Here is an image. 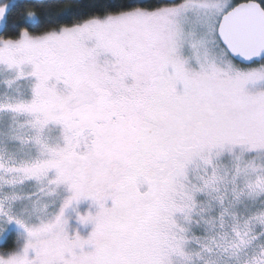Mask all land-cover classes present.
Listing matches in <instances>:
<instances>
[{
  "label": "snow or ice",
  "instance_id": "obj_1",
  "mask_svg": "<svg viewBox=\"0 0 264 264\" xmlns=\"http://www.w3.org/2000/svg\"><path fill=\"white\" fill-rule=\"evenodd\" d=\"M11 3L0 264H264V0Z\"/></svg>",
  "mask_w": 264,
  "mask_h": 264
},
{
  "label": "trees",
  "instance_id": "obj_2",
  "mask_svg": "<svg viewBox=\"0 0 264 264\" xmlns=\"http://www.w3.org/2000/svg\"><path fill=\"white\" fill-rule=\"evenodd\" d=\"M118 2V0H117ZM146 2L148 3H156L159 2V0H146ZM33 3H36L37 6H43V5H51L49 12L46 14L44 13L43 8H40V14L41 16L44 15H48L50 18L54 17L58 11V6L60 3H63V0H33ZM73 3L77 6L75 8L72 9L71 12L66 13L63 16L58 17L57 19H59L61 22H70L71 21V17L73 15V13H75L77 15V17L81 16V15H87L88 12H90L92 10L91 8V0H73ZM21 15H23L24 20L21 21V24L26 23V21H29V17L27 16V9H24L23 12L21 13ZM17 13L15 10V7L11 4L10 5V11L6 17L5 22H3V24L5 25V28H1L0 31L6 30V28L8 26H11L13 24V22L17 19ZM15 27L12 28V33L14 34L15 32ZM15 235L10 233L7 236V239L3 242V244L0 245V247H10L12 246V244L15 241Z\"/></svg>",
  "mask_w": 264,
  "mask_h": 264
},
{
  "label": "rangeland",
  "instance_id": "obj_3",
  "mask_svg": "<svg viewBox=\"0 0 264 264\" xmlns=\"http://www.w3.org/2000/svg\"><path fill=\"white\" fill-rule=\"evenodd\" d=\"M4 2L5 0H0V3ZM11 4V0H9V5ZM105 206L111 207V200L106 201ZM99 210L100 209L98 205L95 204V202L91 198H82L79 202H74V204L65 211V217L68 220L67 231L69 235L72 236L79 234L82 239H87L90 236L91 232L94 230V224H81L78 220V215H87L89 213L95 215ZM10 233L15 235V239L17 238L18 230L15 226H11L9 228L8 235ZM3 242H0V245L3 244ZM85 250L90 251L92 249L86 246Z\"/></svg>",
  "mask_w": 264,
  "mask_h": 264
},
{
  "label": "clouds",
  "instance_id": "obj_4",
  "mask_svg": "<svg viewBox=\"0 0 264 264\" xmlns=\"http://www.w3.org/2000/svg\"><path fill=\"white\" fill-rule=\"evenodd\" d=\"M29 19L35 20V19H37V17L33 16V17H29Z\"/></svg>",
  "mask_w": 264,
  "mask_h": 264
}]
</instances>
